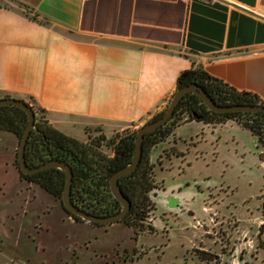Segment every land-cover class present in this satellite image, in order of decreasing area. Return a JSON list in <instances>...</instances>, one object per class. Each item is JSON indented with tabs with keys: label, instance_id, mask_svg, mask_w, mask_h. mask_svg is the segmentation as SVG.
<instances>
[{
	"label": "crops",
	"instance_id": "crops-1",
	"mask_svg": "<svg viewBox=\"0 0 264 264\" xmlns=\"http://www.w3.org/2000/svg\"><path fill=\"white\" fill-rule=\"evenodd\" d=\"M192 66L264 102V0H0V99L31 100L64 135L143 126ZM184 126L215 129L191 121L173 135ZM5 139L14 167L16 137ZM37 225L41 238L15 241L10 261L28 263L30 243L47 246Z\"/></svg>",
	"mask_w": 264,
	"mask_h": 264
},
{
	"label": "rangeland",
	"instance_id": "rangeland-1",
	"mask_svg": "<svg viewBox=\"0 0 264 264\" xmlns=\"http://www.w3.org/2000/svg\"><path fill=\"white\" fill-rule=\"evenodd\" d=\"M140 127L113 134L86 129L83 138L75 139L84 143L100 134L108 139ZM191 127L175 132L184 158L165 161L163 169L155 170L166 193H175L178 208L170 210L158 201L154 233L139 235L124 225L93 230L74 224L50 195L19 180L8 160L5 138L12 134L0 131V264H55L61 256L72 258H65L66 264H123L115 254L122 256L124 251L128 252L125 264H264V163L256 137L232 122L205 129L197 137ZM169 141L173 142V136ZM164 145L167 142L159 148ZM102 150L111 155L110 149ZM48 210L49 217L44 215ZM39 222L47 246L29 240L34 257L28 263L14 257L10 261L29 234L31 239L38 237ZM203 226L209 228V236ZM198 249L210 253L212 261L200 259Z\"/></svg>",
	"mask_w": 264,
	"mask_h": 264
},
{
	"label": "trees",
	"instance_id": "trees-1",
	"mask_svg": "<svg viewBox=\"0 0 264 264\" xmlns=\"http://www.w3.org/2000/svg\"><path fill=\"white\" fill-rule=\"evenodd\" d=\"M19 5L27 14L32 11L22 4ZM31 19L36 21V16ZM191 84L202 88L217 105L264 107V102L257 95L236 90L223 80L209 75L200 66H192L182 71L176 80V90ZM25 102L31 107L35 116L34 128L25 146L26 164L36 167L52 159L65 161L71 167L73 174L71 200L81 209L98 216L116 214L120 209V204L110 192L109 180L117 170L131 162L136 131L125 135L116 134L108 139L100 134L94 140L88 137L87 142L83 143L57 131L45 120L43 110L35 107L31 100ZM164 111L165 109L149 121L158 119ZM27 121L24 110L15 106H0V131L13 134L17 141L21 138ZM191 121L213 126L226 122L235 123L256 137L258 146L264 150L263 113H217L209 110L197 95L189 92L180 100L171 119L146 137L142 145L141 160L136 170L118 180L121 192L131 201L133 207H145L153 189L150 149L165 141L178 126ZM95 132H100V130L96 129ZM102 147L110 149L111 155L106 154ZM13 165L20 179L38 185L56 200H60L65 184V175L62 171L49 169L32 175L23 174L17 166L16 152ZM123 223L134 232L137 231V225L132 217H127ZM197 253L200 259L212 261L211 254L199 251Z\"/></svg>",
	"mask_w": 264,
	"mask_h": 264
},
{
	"label": "water",
	"instance_id": "water-1",
	"mask_svg": "<svg viewBox=\"0 0 264 264\" xmlns=\"http://www.w3.org/2000/svg\"><path fill=\"white\" fill-rule=\"evenodd\" d=\"M189 92H192L195 95H197L209 110L217 112V113L256 112V113L264 114V107H261V106H252V105L221 106V105H217L202 88H200L199 86L195 84L187 85L185 87H182L176 90L174 94L172 95L169 103L167 104L162 116H160L156 120H152V121L145 123L143 126H141L136 131L131 162L125 167L117 170L110 177V180H109L110 192L112 196L120 203L121 210L116 214L105 216V217H96L91 214H87L86 212L75 207L72 204L71 184H72L73 175H72L71 167L65 161L52 159L36 167H30L26 164L25 156H24L25 146H26V142L28 140V137L31 131L34 128V122H35L34 112L31 109V107L28 106L25 101L14 99V98L0 99V106H15V107H18L24 110V112L27 115L28 121L24 128L23 134L18 141V147L16 150V162H17L19 171L26 175H32L34 173L46 171L49 169H58L62 171L65 175V184H64L63 191H62V195H61V204L65 208L69 209L74 214L78 215L79 217H81L82 219L88 222L106 224V223H113V222L121 221L125 217L127 212L129 211L130 206H131L129 199L126 198L121 192L118 186V180L121 177L126 176L136 170L140 162V159H141L142 145L146 137L150 133L156 131L158 128L166 124L171 119L176 106L178 105L180 100L183 98V96Z\"/></svg>",
	"mask_w": 264,
	"mask_h": 264
},
{
	"label": "flooded vegetation",
	"instance_id": "flooded-vegetation-1",
	"mask_svg": "<svg viewBox=\"0 0 264 264\" xmlns=\"http://www.w3.org/2000/svg\"><path fill=\"white\" fill-rule=\"evenodd\" d=\"M226 123H224V124H226ZM224 124L216 125V126H222ZM216 126H214V127H216ZM171 136H173V142H170L169 141V139L171 138ZM164 142L165 143L167 142V145L168 146L167 145H164V147L160 149L159 148V145L160 144H164ZM160 144L156 145L154 148L150 149V151H149L150 164L152 165L153 189L151 190V192H150V194L148 196L149 198H148V201H147L145 207H141V206L138 207V208L133 207L131 201L129 200L130 203H131V206H130L129 211L125 215V217L121 221L113 222V223H106V224H100V223H95V222H88V221L82 219L81 217H79L78 215L74 214L69 209L65 208L61 204V198H60V200H57V201H58L61 209L63 210V212L69 218H71L74 222H77V223H86L93 230H95V229H106V230H108V228H110L111 226H113V225H119V224L126 226L123 223V220H125L127 217L128 218L129 217L130 218L132 217V219L134 220L135 224L137 225V231L136 232L133 231L134 235H139V234H144V233H148V234L154 233V231H155V229H154V222H155V219H156V212H157V203H158V201L162 202L165 205L164 207L165 208H169L170 210L171 209L178 208V205H179V200L176 198L175 193L173 191H171V193H166V189H165V187L163 185V182H160V181H158L156 179L155 170L158 167L161 168V169H163L162 168V165H163V163H165V161H168L170 163L174 159L184 158V156H185V153L182 152L180 149H178L177 142L175 141V136L173 135V133L165 141L161 142ZM155 150H159V152L156 155L152 154L153 151H155ZM141 156H142V154H141ZM259 157H260L261 162H263L264 161V150L263 149H261L260 154H259ZM21 181L25 182L27 185H34L36 187H39L36 184L28 183V182H26V181H24L22 179H21ZM71 202H72V204L75 207L81 209L79 206H77L75 204V202L73 200H71ZM263 204H264V202H263ZM263 204H262V207H263ZM81 210H83L87 214H91V215L96 216V217H105V216L95 215L92 212L86 211L84 209H81ZM120 210H121V205H120L119 211ZM164 214H166V212H164ZM203 228L205 230L206 235L209 236L210 235L209 234V231H207V228L208 227L203 226ZM40 238H41L40 235H38V237H36L35 240L40 239ZM211 240H213V239H211ZM76 243L77 242H75V246H76ZM214 243H216L215 239H214ZM218 244L221 245V247H222V241L219 242ZM99 248L101 249V247H99ZM34 250L36 251V249H34ZM124 250H126V248H124ZM198 251L199 252H205V250H203V249L202 250H199L198 249L197 252ZM74 252H75V250H74ZM127 253H128L127 251H124L123 252V255L120 256L119 253L116 252L115 256H117V258L119 259V261H122L123 264H125L127 262ZM28 254L31 255V256H33L34 253H28ZM75 259L78 261L79 256L75 257ZM66 263L67 262H63L62 264H66ZM70 264H76V263H75V261H73Z\"/></svg>",
	"mask_w": 264,
	"mask_h": 264
},
{
	"label": "built area",
	"instance_id": "built-area-1",
	"mask_svg": "<svg viewBox=\"0 0 264 264\" xmlns=\"http://www.w3.org/2000/svg\"><path fill=\"white\" fill-rule=\"evenodd\" d=\"M264 162V161H263Z\"/></svg>",
	"mask_w": 264,
	"mask_h": 264
}]
</instances>
